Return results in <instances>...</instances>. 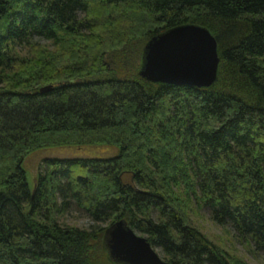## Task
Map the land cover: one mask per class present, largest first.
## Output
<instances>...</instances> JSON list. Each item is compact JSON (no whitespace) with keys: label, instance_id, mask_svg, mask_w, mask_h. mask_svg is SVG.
<instances>
[{"label":"trees","instance_id":"obj_1","mask_svg":"<svg viewBox=\"0 0 264 264\" xmlns=\"http://www.w3.org/2000/svg\"><path fill=\"white\" fill-rule=\"evenodd\" d=\"M189 23L217 38V82L141 77L146 44ZM35 38L69 52L23 61ZM0 84V264H124L105 240L119 221L168 264H243L191 224L196 203L264 252V0H0ZM45 136L117 153L47 158L31 189L23 154ZM75 207L95 225L53 219Z\"/></svg>","mask_w":264,"mask_h":264},{"label":"water","instance_id":"obj_2","mask_svg":"<svg viewBox=\"0 0 264 264\" xmlns=\"http://www.w3.org/2000/svg\"><path fill=\"white\" fill-rule=\"evenodd\" d=\"M221 57L215 35L205 26L183 24L154 36L145 46L140 76L154 83L210 88L218 80ZM50 89L49 86L42 91ZM111 260L124 264H168L145 236L125 221L106 232Z\"/></svg>","mask_w":264,"mask_h":264},{"label":"rangeland","instance_id":"obj_3","mask_svg":"<svg viewBox=\"0 0 264 264\" xmlns=\"http://www.w3.org/2000/svg\"><path fill=\"white\" fill-rule=\"evenodd\" d=\"M96 19V18H94ZM95 23L96 22L93 20ZM107 32L103 33V30L98 32L97 37L99 39L103 37ZM90 35V34H89ZM89 35L87 40V45H89L88 50L95 52L96 43L101 42L96 41L94 38L89 39ZM109 36V34H106ZM105 35V36H106ZM111 36L119 37V33H112ZM110 37V36H109ZM140 40H136L132 42L134 47L138 45ZM105 46L109 47L111 41L108 39L104 40ZM137 43V44H136ZM101 43H99V46ZM104 46V47H105ZM70 48V47H68ZM54 42L46 41L44 39L35 38V40L26 46L20 47V57L23 61H27L28 59L35 58L36 55L39 56L40 52H50V53H59V51H63V53H68L69 49H64ZM91 55V54H90ZM94 55V54H93ZM58 59V57H57ZM108 63H110L109 58H107ZM88 65H94L95 61L89 62ZM1 86V84H0ZM58 137V136H57ZM46 138V136H45ZM59 138V137H58ZM75 141H61L60 139H56V137L51 136L50 139L46 138L40 141L37 145H32L29 147L27 153L23 154V166L25 167L28 174V181L31 189L35 188L36 179L38 177L39 171L43 167L44 160L47 158L54 157H75V156H86L93 154L103 153L104 155L111 156L117 153V150L112 148V146H108L103 144L101 139H97L95 142V147H89L88 141L87 144L82 143H74ZM106 143V142H105ZM102 144L103 146H101ZM41 146V147H40ZM98 150V151H97ZM98 156V155H97ZM13 157L9 155L0 156V159L5 163H10ZM3 162V163H4ZM99 185V183H98ZM77 208V207H75ZM188 217L192 225H194L204 236L208 238L210 242L214 245H217L221 249H223L233 261L242 262L243 264H264V252L259 251L254 243L248 238H244L239 236L230 226L227 225H219L216 223L212 217L208 208L195 204L191 205V208L188 210ZM139 234V233H138ZM142 236V234H139ZM157 252L161 255V249L156 247Z\"/></svg>","mask_w":264,"mask_h":264},{"label":"clouds","instance_id":"obj_4","mask_svg":"<svg viewBox=\"0 0 264 264\" xmlns=\"http://www.w3.org/2000/svg\"><path fill=\"white\" fill-rule=\"evenodd\" d=\"M64 200L57 197V206L63 208ZM53 219L60 223L61 226L71 228H79L87 230L95 225V220L92 215L83 208H73L71 211L62 210L53 216Z\"/></svg>","mask_w":264,"mask_h":264}]
</instances>
